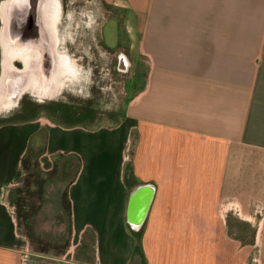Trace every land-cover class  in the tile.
Returning <instances> with one entry per match:
<instances>
[{"label":"crops","instance_id":"0c3cea01","mask_svg":"<svg viewBox=\"0 0 264 264\" xmlns=\"http://www.w3.org/2000/svg\"><path fill=\"white\" fill-rule=\"evenodd\" d=\"M98 2L123 13L107 40L143 86L110 123L0 111V264L28 262L8 196L40 130L44 171L81 159L65 186L73 259L59 264H264V0ZM84 243L92 259L73 256Z\"/></svg>","mask_w":264,"mask_h":264},{"label":"rangeland","instance_id":"374dc122","mask_svg":"<svg viewBox=\"0 0 264 264\" xmlns=\"http://www.w3.org/2000/svg\"><path fill=\"white\" fill-rule=\"evenodd\" d=\"M64 1L65 6L59 28L60 37L63 38L64 43L60 47L65 48L66 54L71 58L72 65L74 64L73 57L79 64L83 65L84 73L82 72V75L77 73L74 78L76 81L75 87H72V89L66 87L58 99L42 101L33 98L26 91L23 99V110L25 111L14 117L41 116L61 123L82 122L89 126L100 122L110 123L121 120L126 116L129 86L131 85L132 101L136 92L135 89L141 88L145 79L142 76L134 75L135 72L133 70L137 67L134 64L131 67L130 74L123 76V73H118L115 62L114 66L111 65V55L118 48L111 49L108 43L107 39L111 33L110 24L114 21L113 18H117L118 15L123 18V13L100 4L98 0ZM85 12H88L90 18L86 16ZM2 25L1 20L0 30ZM1 56L0 46V72ZM17 62V68H21ZM138 67L142 68L143 66L139 64ZM110 68L119 74L118 80H116L118 81V86L114 85L112 87L110 83L112 81L109 74ZM83 80H86L87 94H85L86 90L83 91V89L79 90L76 88ZM94 82L98 84L97 86L101 85V89H98L93 84ZM20 98L22 99V97ZM75 158L79 157L77 155L60 157L58 159V170L48 178L44 185L43 206L31 217L34 238L30 239L29 236L23 234L28 240L30 248L27 264H37L38 256L41 257L40 264H59L57 258H61L64 255V260L73 259L70 255L72 251L68 253L69 249H71L70 218L62 202V191L74 176L77 160ZM66 167L69 168L65 171ZM20 180L12 189L13 194L17 187L25 186V182ZM11 193L10 191L9 194ZM11 197L12 195L8 196V200L15 211L16 206L11 203ZM57 198L61 202L58 203ZM45 204L46 206L44 207ZM22 231L27 232L26 225L22 226ZM75 250L73 256L76 259H92L93 251L90 245L84 243V245L79 246Z\"/></svg>","mask_w":264,"mask_h":264},{"label":"flooded vegetation","instance_id":"af4514ba","mask_svg":"<svg viewBox=\"0 0 264 264\" xmlns=\"http://www.w3.org/2000/svg\"><path fill=\"white\" fill-rule=\"evenodd\" d=\"M6 4V3H5ZM20 5L17 7L18 14L20 15L16 19V25L18 29V37H19V45L16 47L15 51L19 52L22 55L16 54V60L18 61V65L21 66L20 69L22 71H27L28 64L25 63L24 59L25 56H29L28 53H30L31 56V63L32 64V73L34 75L37 87L34 88L32 91L26 90L28 93L33 96V98H36L38 100L47 101V100H54L55 94H54V84H52V73L55 68L57 67V70L64 71L63 63L65 62L60 56H64L63 52L60 50V46L63 45L61 42L63 41V38L60 37L59 28L61 25V18L63 9L65 6L64 0H59V11H56L57 7V0H48V8L38 9L35 5H32L30 0H20ZM8 8V0L6 4V9ZM6 9L4 10L3 14V28L4 34L7 33L6 24L9 22V19L7 18ZM10 13V12H9ZM61 14V17H60ZM21 16V17H20ZM2 34V32H1ZM10 43L8 36L5 37L4 40V48L5 45ZM29 44V45H28ZM32 44V45H30ZM10 48V47H9ZM31 48V49H28ZM111 49H117V48H111ZM31 50V52H29ZM15 54V53H13ZM66 54V52H65ZM48 56L51 60H53V68L50 70L47 67V64L49 63H43V59L45 56ZM62 56V57H63ZM112 60L111 65H115L116 63V69L118 70V73H123V75H128L131 72V57L129 53V49L127 47L122 48V52L116 50L112 53ZM24 58V59H23ZM60 58V59H59ZM59 59V61H58ZM115 62V63H114ZM29 64V65H30ZM83 66V65H82ZM121 69V70H120ZM123 70V71H122ZM115 72L114 69H109V74L111 75V85L112 87L118 86V80L119 74ZM115 79V81H114ZM94 85L101 89V85L97 86L94 82ZM91 86V85H90ZM25 91V92H26ZM23 92V94L25 93ZM54 94V95H53ZM25 97V94L22 95V99L20 100V105L24 106L23 99ZM7 106H4L3 109H7ZM8 110V109H7Z\"/></svg>","mask_w":264,"mask_h":264},{"label":"trees","instance_id":"16d2710c","mask_svg":"<svg viewBox=\"0 0 264 264\" xmlns=\"http://www.w3.org/2000/svg\"><path fill=\"white\" fill-rule=\"evenodd\" d=\"M47 146V133L45 130L38 131L29 143V146L24 154L22 160L23 175L20 181L25 182V186L17 187L14 190H11V201L16 206V217L18 223V229L21 233L27 235L31 238H34L33 227L31 224L33 215L37 213L43 206L44 201V185L47 182L48 178L56 173L58 170V159L64 154H57L54 156V167L51 171H44L41 168L40 156L45 152ZM76 160V169L74 176L71 178L72 181L81 166L79 158ZM66 167L65 171L67 170ZM63 204L65 205L69 218L71 216V202L68 195V188L66 187L62 193ZM71 219V218H70ZM27 228V232L22 231V226ZM138 241L141 240V232H137ZM143 257V252L140 244L135 248L133 257ZM143 264L145 260L143 259Z\"/></svg>","mask_w":264,"mask_h":264},{"label":"bare ground","instance_id":"6f19581e","mask_svg":"<svg viewBox=\"0 0 264 264\" xmlns=\"http://www.w3.org/2000/svg\"><path fill=\"white\" fill-rule=\"evenodd\" d=\"M5 3L7 4V0H4L0 5V13H1V17H2V23H3L4 10L6 9ZM59 9H60L59 0H57L56 11H59ZM85 14L88 18H90V15L88 14V12H85ZM60 17H61V14H60ZM2 27H3V25H2ZM2 27L0 30V46H1V55H2L1 56V74L3 76L0 75V111L6 110V109H3L4 106H7L8 110L9 109L11 110L15 106H19V104H20L19 101L17 102V100H11L9 98V96H6L4 94L3 83L6 80H8V78L12 75V72H16V69H17V66H16L17 60L15 59L16 54L23 56V53L20 54L19 52L15 51L16 46H18V44L15 45L10 40H9L10 43L8 45L6 43L5 48H4V40H5V37L7 36V33L4 34L5 28L2 29ZM1 32H2V34H1ZM63 43H64V41L61 42V44H63ZM28 49H31V48H28ZM60 50L64 54V56L62 55L63 57L60 56L62 58L61 61L63 63V60H64L65 62L63 63V65L66 64V66H64V68H65L64 71L63 70L62 71L57 70L56 66L53 70V73H52V80L53 81H51V82H52V84L55 83L54 84L55 99H58L59 95L62 94V92L65 90L66 87L69 89H72V87H75L76 81L74 80V78H75L77 73H79L81 75H82V72L84 73L83 66L81 64H79L78 61L73 56H72L73 57L72 59H73V63H74L73 65L74 66L72 65L71 58L67 54H65V48L64 47H61ZM29 52H31V50ZM13 53H15V54H13ZM28 55L29 56H25V59L24 58L23 59H24L25 63L30 64L32 61L30 59L31 58L30 53H28ZM59 59H58V61H59ZM29 64L27 65L28 66L27 73L31 74V75H30V80L23 87L24 92L26 90L32 91L34 88L37 87V84H36L34 75L32 73V69H31L32 64H30V65ZM25 72L26 71H22V70L20 71L21 74H26ZM85 85H86V80H83L82 83L80 85L78 84V86L76 88H78L79 90L83 89V91H85L88 88ZM23 91L20 93L19 97H22L21 95H23ZM87 91L88 90H86V93L85 92H83V93L87 94Z\"/></svg>","mask_w":264,"mask_h":264},{"label":"water","instance_id":"95a60500","mask_svg":"<svg viewBox=\"0 0 264 264\" xmlns=\"http://www.w3.org/2000/svg\"><path fill=\"white\" fill-rule=\"evenodd\" d=\"M30 2L32 3V5H35L36 7H38V9H43L44 7L45 8L49 7L48 0H30ZM19 3H20V0H8V8L6 9L7 10L6 14H7L8 19H9V14H10L9 22H7V24H6L7 36H8V39L15 45H17V44L19 45V42H20L19 37H18V29H17V25H16V19L20 15V13L18 14V11H17V7L20 5ZM30 45H32V44H30ZM16 47H18V46H16ZM48 61H49V63H48ZM44 62L48 63L47 67L50 70H52L53 60H51L46 55L45 58L43 59V63ZM21 70L22 69L17 68L16 72H12V75L8 78V80H6L3 83L4 94L6 96H9V98L11 100H17V102L19 101V98H20L19 96H20V93L23 91L24 85H26L27 82L30 80V75H31V74H28L27 71L25 72L26 74H21L20 73ZM136 193L137 192H135L132 196V199H131L132 203L135 201ZM131 222L134 223V229L138 230L139 228H141L143 221L132 220Z\"/></svg>","mask_w":264,"mask_h":264}]
</instances>
